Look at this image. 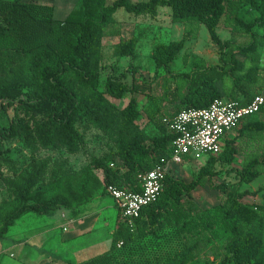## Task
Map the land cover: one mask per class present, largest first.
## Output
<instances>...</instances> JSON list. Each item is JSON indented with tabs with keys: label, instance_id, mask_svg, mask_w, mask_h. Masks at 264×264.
<instances>
[{
	"label": "trees",
	"instance_id": "obj_1",
	"mask_svg": "<svg viewBox=\"0 0 264 264\" xmlns=\"http://www.w3.org/2000/svg\"><path fill=\"white\" fill-rule=\"evenodd\" d=\"M41 1L0 0V112L8 121L0 125V175L5 165L12 172L1 176L11 192L0 203V241L23 215L60 209L77 214L98 193L109 195L108 186L141 192L138 176L171 158L174 135L164 117L206 108L217 98L245 106L264 97V0H79L62 20L54 17L55 0ZM162 7L170 9L172 23L183 26V37L156 44L152 77L131 85L124 79L137 68L116 77V69L103 64L102 40L120 36L114 18L119 9L155 18ZM201 26L217 47L216 62L184 54L183 68L176 71L172 64ZM220 28L248 41L223 40ZM139 38L121 39L114 57L135 59ZM129 95L121 107L111 101ZM138 95L144 97L141 105ZM142 113L155 122L156 134L139 127ZM89 130L114 143L106 155L78 169L63 160L55 171L49 170L52 158H38L40 152L63 149L77 154ZM233 130L236 136L225 138L219 155H206L196 179L186 183L168 171L157 200L138 218L129 221L115 203L110 248L74 264H198L215 238H224L218 264H264V205L245 201L264 195V105ZM9 141L30 152L32 162L19 172L5 149ZM217 166L223 170L217 172ZM219 173L223 178L214 187L219 202L203 210L193 191ZM254 183L259 185L251 190Z\"/></svg>",
	"mask_w": 264,
	"mask_h": 264
},
{
	"label": "rangeland",
	"instance_id": "obj_2",
	"mask_svg": "<svg viewBox=\"0 0 264 264\" xmlns=\"http://www.w3.org/2000/svg\"><path fill=\"white\" fill-rule=\"evenodd\" d=\"M79 0H73L72 2H68L67 0H55L56 10L54 13V17L56 19H61L66 16L72 9V5H78ZM119 12V13H118ZM116 14V18L120 20L123 25V37L129 38L133 36H138L139 43L137 47V57L133 60L130 58H116L113 55V47L110 41H106L102 48L103 53V64L110 67H114L116 69L115 76L119 77L122 72L125 70H132V67L137 68L138 72H128L125 82L129 84H133L137 80H141L142 78L150 79L153 75V65L151 63V52L156 44L158 43H167L170 41H178L183 37V26L181 24L172 23L170 20V9L167 7H162L159 10V15L155 17V19H148L149 17H135L127 15L128 13L124 12L120 9ZM125 13V14H124ZM153 27H151V25ZM149 25V26H148ZM160 26V28H157ZM219 36L223 39H232L237 43H245L248 41L246 37H241L239 35H233L230 30L225 28H220L218 30ZM217 47L213 45L209 39V35L204 26L200 27L198 38L192 41L186 42L184 49L178 55L176 59V63L172 64V67L176 71L183 68L182 56L184 54H195L205 58L208 62L215 63L217 58ZM262 60L261 66L264 68V47L261 49ZM131 66V67H129ZM105 76V73H104ZM160 90L156 89V94ZM130 98V95L122 99L121 101H117L111 99L117 106L121 107L125 105ZM138 101L141 105L144 97L138 95ZM143 98V99H142ZM143 117L138 121V125L141 129L145 131L148 135H153L158 132V128L155 125L154 121H148L144 117V113H142ZM7 117L4 113L0 112V125H7ZM236 136L235 130H232L227 138H233ZM113 142L110 138L103 133L97 130H89L83 135V145L81 146L80 151L77 154H68L66 150H61L58 152H40L38 154V158L43 160L49 156L52 158L54 162L50 164V169L55 171L57 167L62 163L63 160H68L71 168L78 169L90 162L91 159L102 157L106 155L111 148H113ZM5 149L8 150V156L13 158L18 165H15L16 172L26 168L31 161L30 152L25 150L22 145L15 141H9L5 145ZM207 160V156L203 155L197 160L190 159L186 161L184 164L179 165L176 168H173L171 174L174 178L182 179L186 183L191 182L196 179L199 169L205 164ZM242 157L238 156L237 160L234 163L236 168L241 166ZM223 170L221 167L217 166V172ZM1 172L5 177H12L10 172V166L5 165L1 168ZM0 175V203L1 201L8 198L10 194V189L7 187L6 183L1 182ZM223 178V174L219 173L218 175L211 178L210 182H207L204 187H198L193 191L195 201L201 206L203 210H209L213 207L214 204L219 202V193L214 189L215 186L220 184ZM259 183H254L250 185L251 190H256ZM247 202H253V204L262 203L264 205L262 195L250 196L245 199ZM96 206H100L103 209H100V218L97 226V232L95 235L98 238L96 241L88 242L85 237L79 238L80 241L74 243L75 240H70V243H73L72 246V254L69 255L68 258L71 259V263H79L81 261L90 259L100 253L107 251L110 248L111 240L110 234L108 233L107 223L111 224L113 227L115 224L117 209L115 207L114 200L111 196L105 195L102 196L98 193L95 198L86 206H83L84 210L82 211L84 214L86 213V209H88V214L91 213L92 210H95ZM81 208V209H82ZM91 210V211H90ZM59 210H55L57 213ZM43 219V215H37L33 213L26 214L18 219L15 224L9 229L4 240L0 241V264H22L20 261H24L23 254L20 253V250L17 249V236L24 235L22 234L21 229L25 226L31 227L34 226V220ZM23 227V228H22ZM57 243L53 242V249L57 248L60 252L62 251V247L64 244L69 242L63 241V236H66L61 230H57ZM224 238H215L213 245L209 248L203 249L206 250L203 254L206 253L205 258H200L198 264H218L222 250L221 244ZM264 240V237H263ZM22 241V240H21ZM30 245H32L30 243ZM27 245L25 251V257L28 260H35L39 256V248H35L33 246ZM61 245V246H60ZM25 262V261H24ZM31 263V262H30Z\"/></svg>",
	"mask_w": 264,
	"mask_h": 264
},
{
	"label": "built area",
	"instance_id": "obj_3",
	"mask_svg": "<svg viewBox=\"0 0 264 264\" xmlns=\"http://www.w3.org/2000/svg\"><path fill=\"white\" fill-rule=\"evenodd\" d=\"M263 105V96H256L245 106L217 98L206 108L186 109L172 118L164 117L163 125L174 135L171 158L138 176L141 192L133 193L115 186L107 188L121 215L129 221L138 218L144 207L157 200L168 171L184 164L186 157L197 160L203 155H219L228 134L244 117L256 114Z\"/></svg>",
	"mask_w": 264,
	"mask_h": 264
},
{
	"label": "crops",
	"instance_id": "obj_4",
	"mask_svg": "<svg viewBox=\"0 0 264 264\" xmlns=\"http://www.w3.org/2000/svg\"><path fill=\"white\" fill-rule=\"evenodd\" d=\"M35 1H37L38 3H44V1H41V0H35ZM67 1L72 2L73 0H67ZM113 1L114 0H107V3L110 4ZM130 1L138 2V1H147V0H130ZM52 4L54 5V13H55V10H56L55 1L52 2ZM72 6H73L72 9H74L75 5H72ZM77 6L78 5H76V7ZM159 10L160 8L158 9L157 15H159ZM116 13L114 14V18L120 26L121 34L120 36H116V37H105L102 40V46L104 45L106 41H110L113 47L121 39L128 40L131 38V37L129 38L123 37L122 30H123L124 24L116 18L117 16ZM68 14H66V16ZM127 15L130 17V14H127ZM65 17L59 20H62ZM141 17L145 18L147 16H141ZM148 19L152 20L155 18H148ZM150 25L151 27H153L152 24ZM157 28H160V26H158ZM249 203L253 204V202H249ZM88 209L89 208L86 209L85 214L82 212L84 208H82L77 214L71 213L70 211L63 210V209H60L57 213L52 211L48 214L43 215L44 220L40 218L34 220L35 221L34 226L29 227L27 224V226H25L24 228L22 227L23 229H21L20 232H22V234L24 235L17 236V246L16 247L18 250H20V253L23 254L22 260H24L25 262L24 261H20V262H22V264H70L71 259L68 257L69 255L72 254V251H73L72 246H71L73 243H70L69 242L70 240L75 239L73 242L77 243L80 241L79 238L85 237V239H87L88 242H92V241L98 240L99 238L95 235V233L98 230L96 224L98 223L99 218H100L99 210L103 208L100 206H96L95 210H92V211L90 210L91 211L90 214H88L89 212ZM106 227L108 228V233L110 234L109 239L111 240L114 226L112 227L111 224L107 223ZM57 230H61L63 233H65L66 236H63L62 239L65 242L66 241L69 242L67 244H64V247L61 248L62 251L60 252H58L59 250L57 248L53 249L52 247L53 242L57 243V236H56ZM30 243L32 245H30ZM27 245L33 246L35 248L37 247L39 248L40 253L37 259L31 261V260H28L27 257H25L24 255L26 251L25 247Z\"/></svg>",
	"mask_w": 264,
	"mask_h": 264
}]
</instances>
